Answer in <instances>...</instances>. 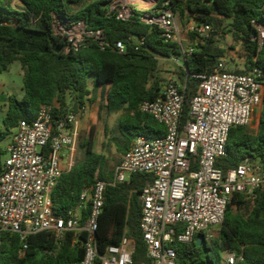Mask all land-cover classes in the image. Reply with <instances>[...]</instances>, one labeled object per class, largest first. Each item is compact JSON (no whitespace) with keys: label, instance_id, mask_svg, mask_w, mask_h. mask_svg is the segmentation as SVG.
Returning <instances> with one entry per match:
<instances>
[{"label":"trees","instance_id":"16d2710c","mask_svg":"<svg viewBox=\"0 0 264 264\" xmlns=\"http://www.w3.org/2000/svg\"><path fill=\"white\" fill-rule=\"evenodd\" d=\"M13 1L0 0V20L3 22L0 25V73L19 61L23 70L24 95L22 99L15 95L9 97L4 121L6 129L0 130V142L20 121L34 120L42 105L59 101L61 109L55 110L53 116H63L70 110L77 111L87 103H93V92L99 87L103 101L100 111L122 112L119 119V131L124 140V145H119L122 154L137 135L165 136V127L152 116L141 113L139 106L143 101L156 99L161 91L160 60L170 59L181 51L178 43H166L162 39L157 24L142 20L144 14L155 16L152 11H135L128 20H120L115 15L108 16L105 4L111 0H21V7H15ZM165 3L181 16L185 28L193 20L196 25L207 24L214 30L208 38L188 32V40L195 51L187 59L186 69L178 67L176 70L179 81L185 84L181 90L184 95L183 123L189 119L190 103L197 91L198 81L193 75L212 72L226 55L216 37L230 34L241 45L244 59L241 72L256 68L264 75V45L261 47L255 40L258 30L254 25L264 23V0H158L156 9ZM53 15L65 20H83L93 30L102 29L110 44L123 41L128 51L120 54L112 48L102 50L92 43L67 52L66 39L54 34ZM141 37L145 42L138 45ZM137 46L138 50L135 49ZM91 78L93 90L89 87ZM107 128L106 124V131ZM94 134L92 127L88 135H81L79 149L84 151L83 158L75 162L53 190L57 216L66 217L77 205L82 192L92 187L97 179L111 180L113 177V173L108 174L106 170L107 157L95 149ZM5 154L0 150V173ZM246 158L264 162V98L258 129L233 127L227 155L217 160L216 167L226 173ZM153 178L151 174L137 173L128 183L107 188L97 231L101 253L109 246L119 244L127 230L136 247L134 264L149 263L140 229V194ZM88 215L89 209L83 213L82 224ZM75 238L74 232H67L64 239L57 242L52 232L44 231L31 235L27 248L23 249L17 234L4 232L0 264H75L85 255L81 245L74 243ZM79 240H85L84 233ZM173 246L178 257L176 264H224L222 253L225 251L243 253L244 259L237 264H264V187L252 197L240 193L232 196L219 236L211 244L203 242L199 246L195 241Z\"/></svg>","mask_w":264,"mask_h":264},{"label":"built area","instance_id":"2783aa9c","mask_svg":"<svg viewBox=\"0 0 264 264\" xmlns=\"http://www.w3.org/2000/svg\"><path fill=\"white\" fill-rule=\"evenodd\" d=\"M120 1L105 4L108 16L128 20L139 7L153 3L155 16L144 14L142 20L157 24L166 43L180 45V54L170 60L186 69V61L195 49L184 46L177 14L167 7L168 3L156 9L158 0H142L144 5L136 0L124 4ZM254 25L258 30L255 40L262 47L264 23ZM186 30L206 38L214 32L207 24H188ZM53 31L66 39L67 52L92 43L102 50L112 48L120 54L128 51L125 42L110 44L102 29H90L83 20L53 15ZM144 42V37L138 39V45ZM193 77L198 86L190 103L188 121L183 123L181 90L185 84L169 75L157 98L139 106L141 113L165 127V136L137 135L114 168L112 179H97L92 187L86 188L66 217L55 214L52 193L75 164L80 120L89 103L55 118L54 111L61 109L56 100L42 105L34 120L20 121L0 173V246L4 232L17 234L23 249L28 246V238L37 233L52 232L60 242L67 232H74V243L85 251L83 260L75 264H134L136 247L127 230L120 243L109 246L104 253L99 251L97 231L107 188L128 183L137 173L154 177L140 194V229L149 260L141 264H176L178 257L173 245L191 244L200 235L211 244L219 236L232 196L240 193L252 197L264 187V162L259 159L246 158L226 173L216 167L217 160L227 155L230 130L235 126L251 127L256 113L261 111L264 75L256 68L247 73L233 70L221 59L212 72ZM87 209L89 215L82 224ZM83 233L85 240L81 241L79 236ZM222 258L224 264H237L244 259L243 253L234 251L223 252Z\"/></svg>","mask_w":264,"mask_h":264},{"label":"rangeland","instance_id":"374dc122","mask_svg":"<svg viewBox=\"0 0 264 264\" xmlns=\"http://www.w3.org/2000/svg\"><path fill=\"white\" fill-rule=\"evenodd\" d=\"M130 0H121V4L127 3ZM14 5L16 7H21L20 0H14ZM140 12L152 11L154 12L153 3H146L144 7L138 8ZM178 23L180 27V38L185 41V46L188 44V32L184 27L182 18L177 14ZM192 24H195V21L191 20ZM216 40H219V46L226 50L225 59L229 68L233 70H244V59L241 57L242 49L241 45L234 41L232 35L226 34L221 37H216ZM179 66L173 63L169 59H163L160 61L159 76H160V85L161 89L165 87L166 79L169 75H176V70ZM180 82V81H179ZM90 89H94L93 79L89 80ZM11 95H15L17 98L22 99L24 95L23 90V70L19 61H15L11 64L9 69L5 72L0 73V130L5 131L6 127L4 124L7 111H8V98ZM95 95V101L89 103V109L87 113L80 120V133L79 141L82 134H89L92 127H94V139H95V149L98 153H102L107 157V173H113L114 168L122 161L123 155L119 150V145H124L123 137L119 131V119L122 115V112H116L113 114H108L105 109L100 111L97 124L94 126L91 123V116L94 112V108L103 103L100 91L96 90L93 92ZM7 99V100H6ZM108 125L107 131L105 130V125ZM251 131H256L258 125L256 121L249 127ZM15 128L11 129L10 134L0 142V150L6 152L8 146L10 145ZM79 141L77 151L74 156V163L77 160H81L84 156V151L79 149ZM4 155L3 159L5 158Z\"/></svg>","mask_w":264,"mask_h":264},{"label":"crops","instance_id":"0c3cea01","mask_svg":"<svg viewBox=\"0 0 264 264\" xmlns=\"http://www.w3.org/2000/svg\"><path fill=\"white\" fill-rule=\"evenodd\" d=\"M189 24H192L191 22L189 23ZM183 44H184V46H185V41H183ZM191 44H190V42H189V40H188V44H187V46H190ZM161 60H163V59H161ZM160 60V61H161ZM170 60V59H169ZM100 91V95H101V87H99L98 89H97V91ZM7 100V99H6ZM8 101H9V98H8ZM100 106H101V104L100 105H98V106H96L95 108H94V112H93V114H92V116H91V123H92V125H96L97 124V119H98V116H99V113H100ZM255 121H256V125H258L259 126V121H260V111H258L257 113H256V115H255ZM15 132H16V128H15ZM15 132H14V134H15ZM14 134H13V136H14ZM13 139V138H12Z\"/></svg>","mask_w":264,"mask_h":264},{"label":"water","instance_id":"95a60500","mask_svg":"<svg viewBox=\"0 0 264 264\" xmlns=\"http://www.w3.org/2000/svg\"><path fill=\"white\" fill-rule=\"evenodd\" d=\"M203 242H204V237H203V235L198 236V238H197V240H196V243H197L199 246H201Z\"/></svg>","mask_w":264,"mask_h":264},{"label":"bare ground","instance_id":"6f19581e","mask_svg":"<svg viewBox=\"0 0 264 264\" xmlns=\"http://www.w3.org/2000/svg\"><path fill=\"white\" fill-rule=\"evenodd\" d=\"M136 1H138L139 3H141L142 5H144L142 0H136Z\"/></svg>","mask_w":264,"mask_h":264}]
</instances>
